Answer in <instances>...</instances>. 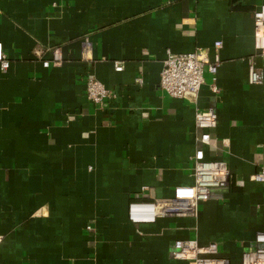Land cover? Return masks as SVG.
<instances>
[{
	"label": "crops",
	"instance_id": "1",
	"mask_svg": "<svg viewBox=\"0 0 264 264\" xmlns=\"http://www.w3.org/2000/svg\"><path fill=\"white\" fill-rule=\"evenodd\" d=\"M264 0H0V264H189L178 240L218 243L229 264L264 233V83L249 84L254 13ZM222 42L221 49L215 43ZM60 48L64 62L45 68ZM222 64L196 99L160 87L168 53ZM115 63L123 65L122 71ZM98 79L114 97L86 95ZM142 79V83L138 82ZM215 83L219 93L211 90ZM216 108L210 160L228 164L197 217L133 224L132 201L193 185L195 116ZM144 188H148L144 191Z\"/></svg>",
	"mask_w": 264,
	"mask_h": 264
},
{
	"label": "built area",
	"instance_id": "2",
	"mask_svg": "<svg viewBox=\"0 0 264 264\" xmlns=\"http://www.w3.org/2000/svg\"><path fill=\"white\" fill-rule=\"evenodd\" d=\"M1 17V12H0ZM222 42L215 43L216 49H221ZM254 47L259 56L264 57V5L254 13ZM37 56L42 58L43 66L50 68L64 62V56L60 48L51 51V59H43V51H37ZM222 60L219 53L212 58L208 50H197L186 54H174L169 52L164 61L161 73L160 87L174 99H196L199 97L202 87L206 84V74L213 78L221 67ZM11 66L3 52L0 43V68L8 71ZM117 71L123 70L121 63H115ZM249 84L262 85L264 83V70L260 68L253 57L249 63ZM141 84L142 79H138ZM213 93H219L215 83L211 85ZM87 98L100 108L105 102L114 97L98 79L89 77L86 81ZM218 126V112L216 108L200 110L195 116V127L199 132L197 143L199 148L193 156L194 184L179 186L173 191L170 198L154 201H132L129 205V219L133 224L156 223L163 218L197 217L201 203L211 199L214 189L226 188L230 180L228 164L220 160L207 158V147H216V138L213 132ZM252 181L264 184V168L252 176ZM148 188H144L146 191ZM3 237L0 236V244ZM171 256L175 261H183L189 264H229V260L222 256L218 243L200 244L197 240H178L174 243ZM241 264H264V233L255 237L252 248L246 250L241 259Z\"/></svg>",
	"mask_w": 264,
	"mask_h": 264
}]
</instances>
